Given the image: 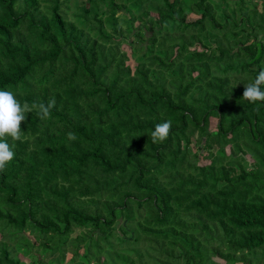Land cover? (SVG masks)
<instances>
[{
    "label": "trees",
    "instance_id": "1",
    "mask_svg": "<svg viewBox=\"0 0 264 264\" xmlns=\"http://www.w3.org/2000/svg\"><path fill=\"white\" fill-rule=\"evenodd\" d=\"M261 68L264 0H0V264H264Z\"/></svg>",
    "mask_w": 264,
    "mask_h": 264
},
{
    "label": "clouds",
    "instance_id": "2",
    "mask_svg": "<svg viewBox=\"0 0 264 264\" xmlns=\"http://www.w3.org/2000/svg\"><path fill=\"white\" fill-rule=\"evenodd\" d=\"M242 98L252 104L264 102V68L259 70L254 82L244 85ZM55 106V99H50L46 104H34L32 107L38 109L41 120H47L51 118V111ZM28 111H31L29 106L27 104L22 106L13 92L0 90V172L6 169L7 164L15 156L14 151L7 143V139L11 138L13 141L21 139V122L25 121V113ZM171 127V120L156 124L154 130L150 132L152 142H164L169 136ZM67 138L70 141L77 139L72 132L67 134Z\"/></svg>",
    "mask_w": 264,
    "mask_h": 264
},
{
    "label": "rangeland",
    "instance_id": "3",
    "mask_svg": "<svg viewBox=\"0 0 264 264\" xmlns=\"http://www.w3.org/2000/svg\"><path fill=\"white\" fill-rule=\"evenodd\" d=\"M211 124H212V121H211ZM206 161H203V163H205ZM200 163V162H199ZM69 249H67V252H66V257L69 255V252H68Z\"/></svg>",
    "mask_w": 264,
    "mask_h": 264
}]
</instances>
